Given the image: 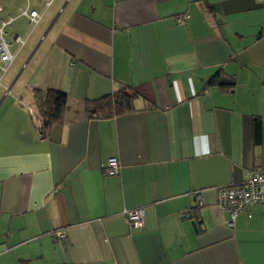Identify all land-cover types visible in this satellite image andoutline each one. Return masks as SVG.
Listing matches in <instances>:
<instances>
[{
	"label": "crops",
	"instance_id": "1",
	"mask_svg": "<svg viewBox=\"0 0 264 264\" xmlns=\"http://www.w3.org/2000/svg\"><path fill=\"white\" fill-rule=\"evenodd\" d=\"M0 5L10 46L27 37L0 85V264H264L262 205L230 226L216 197L264 168V0H55L40 38L19 8L42 0ZM31 87L68 96L44 136ZM125 88L133 112L84 109Z\"/></svg>",
	"mask_w": 264,
	"mask_h": 264
},
{
	"label": "built area",
	"instance_id": "2",
	"mask_svg": "<svg viewBox=\"0 0 264 264\" xmlns=\"http://www.w3.org/2000/svg\"><path fill=\"white\" fill-rule=\"evenodd\" d=\"M42 1L43 6L40 9H29L28 7L19 8V15L28 18L30 29H33L38 25L47 8L50 7L55 0ZM1 10L2 7L0 5V12ZM187 18V14H181L176 20L178 23L184 24ZM13 20L14 18L10 17L8 20L1 21L0 23V85L10 64L14 61L17 53L27 39V37L15 35L13 40L16 44V48L11 50L10 43L5 37L4 30L6 26L13 22ZM8 92L9 90L6 88L5 93ZM119 164L117 157H110L107 159L103 169L106 174L114 175L118 173ZM216 193L217 205L220 209L228 212L229 219L227 220V223L232 226L235 217L244 207L252 204H261L264 209V168H254L247 171L245 180L242 184L218 187ZM125 214L130 226H142L145 214L143 207L127 210ZM55 235L58 239H64L65 237L62 230L57 231Z\"/></svg>",
	"mask_w": 264,
	"mask_h": 264
},
{
	"label": "trees",
	"instance_id": "3",
	"mask_svg": "<svg viewBox=\"0 0 264 264\" xmlns=\"http://www.w3.org/2000/svg\"><path fill=\"white\" fill-rule=\"evenodd\" d=\"M216 75L210 79V83L216 81ZM225 80L222 83L224 86L231 87L233 85L232 79ZM31 93L37 128L40 135L44 136L53 124L63 121L68 96L61 91L39 87H31ZM136 97L137 94L134 90L125 88L95 99H86L83 104L90 117L113 118L133 112Z\"/></svg>",
	"mask_w": 264,
	"mask_h": 264
},
{
	"label": "rangeland",
	"instance_id": "4",
	"mask_svg": "<svg viewBox=\"0 0 264 264\" xmlns=\"http://www.w3.org/2000/svg\"><path fill=\"white\" fill-rule=\"evenodd\" d=\"M40 27H41V24L36 28V30H35V28H33V29L29 28V30H28L29 35L30 36L31 35L32 36H36L37 38H40L43 35V33H44V31H40V29H43V28H40ZM7 31H8V29L5 28V30H4L5 37H7V34H6ZM10 48H11V50L14 49L12 46H10ZM22 55H23V51L18 54L17 58L15 59V61L12 64L13 66H11V69H9V71L3 77V80H2L3 83L8 81L12 77L13 73H16L20 69V67H22V64H23ZM0 91H1V89H0ZM11 92H13V90Z\"/></svg>",
	"mask_w": 264,
	"mask_h": 264
},
{
	"label": "water",
	"instance_id": "5",
	"mask_svg": "<svg viewBox=\"0 0 264 264\" xmlns=\"http://www.w3.org/2000/svg\"><path fill=\"white\" fill-rule=\"evenodd\" d=\"M183 218L190 219L192 225L194 226V228L196 227V225H195V221L192 219V214H191V213H186V214H184V215H183Z\"/></svg>",
	"mask_w": 264,
	"mask_h": 264
}]
</instances>
